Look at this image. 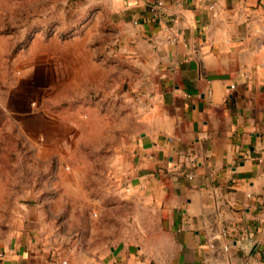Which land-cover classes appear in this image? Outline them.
I'll list each match as a JSON object with an SVG mask.
<instances>
[{
    "label": "crops",
    "instance_id": "1",
    "mask_svg": "<svg viewBox=\"0 0 264 264\" xmlns=\"http://www.w3.org/2000/svg\"><path fill=\"white\" fill-rule=\"evenodd\" d=\"M75 1L90 46L109 30L133 64L125 158L96 196V224L40 207L0 241V264H264V0H162L158 18L159 0ZM41 41L22 54L0 118L46 107L64 65L90 71L93 48L70 60ZM60 183L10 198L61 201Z\"/></svg>",
    "mask_w": 264,
    "mask_h": 264
},
{
    "label": "rangeland",
    "instance_id": "2",
    "mask_svg": "<svg viewBox=\"0 0 264 264\" xmlns=\"http://www.w3.org/2000/svg\"><path fill=\"white\" fill-rule=\"evenodd\" d=\"M81 20L75 0H0V101L7 102L8 88L18 83L24 71L18 63L34 39L44 38L41 48L52 52L61 44L67 48L64 59L76 60L72 51L94 49L89 72H81L80 64L63 66L52 100L46 107L35 102L34 116L25 112L0 118V241L22 219H35L36 209L49 204L64 209L63 221L82 228L96 224L103 203L96 196L108 194L109 180L113 184L118 163L125 158L127 138L120 130L130 127L125 116L137 100L126 82L133 64L109 30L90 46ZM12 32L15 40H7ZM44 112L52 117L49 121ZM54 180L61 182L57 187L64 200L10 198L23 184L31 183L33 192ZM115 206L111 201V208ZM26 208L29 216H24Z\"/></svg>",
    "mask_w": 264,
    "mask_h": 264
},
{
    "label": "built area",
    "instance_id": "3",
    "mask_svg": "<svg viewBox=\"0 0 264 264\" xmlns=\"http://www.w3.org/2000/svg\"><path fill=\"white\" fill-rule=\"evenodd\" d=\"M163 7V1L159 0L157 3L150 7V12L153 18H158L160 16V10Z\"/></svg>",
    "mask_w": 264,
    "mask_h": 264
}]
</instances>
